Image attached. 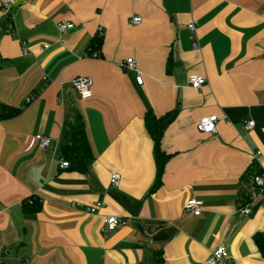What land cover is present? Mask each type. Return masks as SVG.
I'll list each match as a JSON object with an SVG mask.
<instances>
[{
    "label": "crops",
    "instance_id": "obj_1",
    "mask_svg": "<svg viewBox=\"0 0 264 264\" xmlns=\"http://www.w3.org/2000/svg\"><path fill=\"white\" fill-rule=\"evenodd\" d=\"M12 13L0 37V104L21 112L0 120V264H207L220 247L224 264H264L254 241L264 235V193L254 184L264 174V0H17ZM61 23L74 28L61 34ZM129 58L143 85L120 67ZM193 76L208 85L193 89ZM78 77L93 79L90 98L73 89ZM150 110L176 114L154 192ZM77 113L93 154L86 174L61 167ZM210 116L215 133L199 132ZM194 198L199 217L185 213ZM97 202L103 208L89 214ZM108 216L124 224L105 236Z\"/></svg>",
    "mask_w": 264,
    "mask_h": 264
},
{
    "label": "built area",
    "instance_id": "obj_2",
    "mask_svg": "<svg viewBox=\"0 0 264 264\" xmlns=\"http://www.w3.org/2000/svg\"><path fill=\"white\" fill-rule=\"evenodd\" d=\"M0 27L2 26V22L4 18H6L9 14L13 12L14 7L17 5V0H0ZM142 22V18L134 17L132 23L137 25ZM198 23L196 21H191L188 23L187 28L194 34L197 32ZM73 23H61L58 25V30L61 34H65L69 29H73ZM102 28L98 29L97 34L101 35ZM48 46H45L43 49H47ZM193 48H198V43L196 41L193 42ZM30 54L29 49L26 47L25 43H23V55L28 56ZM121 68L129 71L135 72L137 75L135 76V80L138 85H143L144 77L141 72L137 69V63L134 59L129 58L127 61L120 65ZM93 79L91 77H78L72 81V87L77 93V95L82 99H87L92 96V89H93ZM189 85L196 90H202L205 86L208 85L207 79L203 77L193 76L189 79ZM32 98L26 100V103H30ZM219 121L217 116H210L201 119L197 125V129L199 132L205 134H213L216 131V124ZM255 123L253 121H249L245 123V128L250 130L254 127ZM35 141H37L38 145L42 149H48L52 145V140L45 136L38 134L35 136ZM260 153H256L255 157ZM63 169H68L69 164L67 161H63L61 164ZM121 182V175L119 173H114L111 177V185L115 188L119 187ZM254 184L260 192L264 193V174H260L254 177ZM103 208V204L100 202L95 203L93 206L88 208V213L91 215L97 214L99 210ZM202 208L201 202L197 199H190L185 206V213L192 214L194 217H199L201 215ZM251 213L249 209L243 210V214L248 216ZM124 224V221L115 217V216H108L104 219V226L102 232L105 236H110L114 233L118 227ZM229 258L227 250L225 247H220L217 249L211 256V258L207 261V264H224V261ZM27 264H29L27 262Z\"/></svg>",
    "mask_w": 264,
    "mask_h": 264
},
{
    "label": "trees",
    "instance_id": "obj_3",
    "mask_svg": "<svg viewBox=\"0 0 264 264\" xmlns=\"http://www.w3.org/2000/svg\"><path fill=\"white\" fill-rule=\"evenodd\" d=\"M12 15L13 13L9 14L5 18L6 24L2 25L0 37L3 34H7L12 31ZM101 45L102 40L95 37L90 45L91 52H98ZM1 64L0 60V68ZM20 112L21 111L17 108L0 104V120L14 118L19 115ZM175 118L176 114L174 113L157 117L151 110L148 111L145 116V127L154 143V156L157 167L156 181L151 192L156 191L162 185V177L170 157L162 150L161 143L165 131L174 122ZM66 137L69 140V144L63 147L62 156L69 164L68 169L82 174L88 173L93 161V154L87 136L86 123L81 114H75L72 117V120L68 123ZM25 208L27 211L34 212L38 209V206L37 203H35L32 207L26 205ZM254 241L260 253L264 257V235L257 234L254 237Z\"/></svg>",
    "mask_w": 264,
    "mask_h": 264
},
{
    "label": "water",
    "instance_id": "obj_4",
    "mask_svg": "<svg viewBox=\"0 0 264 264\" xmlns=\"http://www.w3.org/2000/svg\"><path fill=\"white\" fill-rule=\"evenodd\" d=\"M64 139H66V136L64 137Z\"/></svg>",
    "mask_w": 264,
    "mask_h": 264
}]
</instances>
